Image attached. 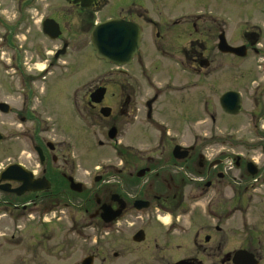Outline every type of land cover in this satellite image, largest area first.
<instances>
[{
  "label": "flooded vegetation",
  "instance_id": "flooded-vegetation-1",
  "mask_svg": "<svg viewBox=\"0 0 264 264\" xmlns=\"http://www.w3.org/2000/svg\"><path fill=\"white\" fill-rule=\"evenodd\" d=\"M56 1L58 7L48 14V6L38 0L17 5L22 18L15 27L6 20L4 11L8 9L0 8V56L4 64L15 66L24 83L30 79L31 67L40 63H45L46 70L40 78L56 69L74 78L87 48L91 58L94 25L118 20L128 25L129 33L138 28L140 45L129 63L107 64L120 74L138 76L143 89L151 92L140 102L132 90L134 94L120 103L118 115L153 124L165 90L177 94L195 87L198 112L213 125V131L197 134L189 144L173 142L167 131H159L154 139L159 155L143 157L134 146L116 139L114 121L109 127L115 129V136L109 139L108 131L107 137L119 161L110 169L126 173L123 183L127 185L147 182L151 189L156 185V190L135 197L124 184H108L99 174L97 182L104 183L99 195L87 191L78 178L76 162L62 154L58 144L39 136L42 125L29 128L35 117L28 100L16 106L14 101L0 98V264H8L14 238L6 233L8 222L39 204L76 209L77 195L85 191L80 198L81 238L93 221L105 235L139 226L132 242L88 243L81 250L86 253L78 260L71 259L70 264H264V161L257 163L264 156V0ZM237 13L244 17L238 26ZM97 14L102 16L95 17ZM46 19L58 25L57 37L48 32L51 28L44 25ZM164 77L165 88L156 87L155 80ZM115 85L124 89L123 84ZM99 86L105 89L102 102L90 103V93ZM111 86L107 81L90 86L87 93L90 110L109 109L103 119L113 115L107 103L109 94L114 95L109 93ZM224 123L231 124L221 131ZM242 130L251 136L249 143L237 136ZM253 140L256 142L251 143ZM98 143L103 146L102 141ZM176 145L182 148L174 152ZM184 152V158L176 157ZM77 182L81 183L80 193L72 187ZM137 201L145 207L138 210ZM121 203L117 218L103 220L108 214L102 215L101 207L113 211ZM71 217L70 236L77 227L74 212ZM48 231L41 228L39 237ZM137 232L140 235L134 240ZM176 234L179 237H174ZM64 248L70 256L75 255L73 241Z\"/></svg>",
  "mask_w": 264,
  "mask_h": 264
},
{
  "label": "rangeland",
  "instance_id": "rangeland-1",
  "mask_svg": "<svg viewBox=\"0 0 264 264\" xmlns=\"http://www.w3.org/2000/svg\"><path fill=\"white\" fill-rule=\"evenodd\" d=\"M20 1L0 0V8L8 9L4 13L10 27L17 26L16 23H19L22 18V15L16 12L17 5L24 4L27 0ZM38 2L48 6L45 14L58 7L56 0H42V2L38 0ZM234 2L235 0L232 1V3ZM222 9L224 10L225 7ZM228 10L230 11L229 8ZM101 16L97 14L95 17L100 18ZM252 18V20L256 19L255 17ZM234 19L238 21L236 26L243 24L244 17L241 13H237ZM88 52L89 48L86 49V54L81 60V66L78 68V74L74 78L65 77L62 70L58 69L51 70L40 78V69L45 65V63H40L29 70L31 74L30 79L27 78V86L22 81L20 73L15 70V66H10L9 62L7 65L4 64L3 58L0 56V98L14 101L13 105L16 106H19V101L28 100L29 111L35 117L30 121L29 128L33 125L36 127L37 123L43 126L44 130L41 131L40 128L39 136L54 144H58L60 152L64 155H69L70 159L76 162L78 178L81 179L87 191L92 189L101 195V188L104 183L102 181L94 182L93 180L95 175L100 174L106 177L105 181L108 180V184H124V189L129 194L135 197H142L146 192H150L152 189L156 190V185H152V189L147 182L127 185L123 183L126 173L119 172L117 169H110V165L116 167L115 165H117L119 160L116 156L117 153L113 149V144H110L107 137L109 125L115 121L118 128L116 139L121 140L122 143L134 146L143 157L148 155L156 157L159 155V151H155L154 148V139L158 136L159 131H167L173 137V142L189 144L197 134L213 131V125L203 120V117L198 112L199 107L196 102L197 89L195 87H190L185 93L179 92L177 94L170 90H165L161 98H159L158 105L161 108L158 109V114L153 124L139 122L138 120L133 121L118 115V107L123 100L125 101L127 95H132L135 91L136 100L141 102L151 92L146 88L143 89L144 82L138 76L118 73L113 65L98 61L94 56L93 50L89 60ZM9 58L11 59V56ZM165 80H167V77L160 79V81L159 79L155 80L157 82L156 87L162 85V89H164L165 83L163 81ZM107 81L109 84L112 83L109 93H114V95L109 94L107 98V103L112 107L113 115L103 119L98 109L90 110L87 105V93L90 86L94 88ZM117 83L123 84L124 89H118L115 85ZM132 90H134L133 93ZM187 93L188 96H186ZM164 110L166 113H164ZM230 124L224 123L221 126V131L224 130L222 127H228ZM237 136L248 143L247 138L251 137L246 130L240 131ZM99 140L102 141L103 146H99ZM255 142L253 140L251 143ZM31 150V145H29L28 152H31ZM259 150L261 152V148ZM263 161L264 156L257 163L261 164ZM139 164L140 166L143 165V163ZM149 179L153 180L154 178L148 177ZM261 190L263 191V188ZM86 194L87 192L85 191L83 195H77L76 209H70L69 206L63 204H53L49 208H47L46 204H39L31 211L18 216V219L14 218L8 222L9 226L7 227L9 229L6 230V233L8 237L10 234L14 235V238H11V253L7 256L8 264H19L21 260L24 261V264H35L31 263V260L39 261L36 264H70L71 259L78 260L86 253V251L81 252V250L86 249L87 247L85 246L88 243L115 244L132 242L131 236L139 224L128 226L118 234L112 231L111 234L105 235L104 229L96 227V223L93 221L92 227L90 226L86 230L87 232L82 230L86 233L84 235L86 240H84V237L78 236L80 225L84 226L81 223L80 198ZM44 208L47 209L43 210ZM44 212H47V214L43 215ZM71 212L76 215L77 227L75 234L70 236L72 232L71 223L73 221ZM46 218H50L51 221L47 222ZM41 228L49 229L43 238L38 235ZM1 232L2 229L0 230ZM174 237L179 236L176 234ZM72 241L76 245V253L73 257L64 248L65 245ZM39 244L43 245V247L37 248ZM32 249L35 251H32ZM3 259L5 260V257ZM15 261L17 262L15 263Z\"/></svg>",
  "mask_w": 264,
  "mask_h": 264
},
{
  "label": "water",
  "instance_id": "water-1",
  "mask_svg": "<svg viewBox=\"0 0 264 264\" xmlns=\"http://www.w3.org/2000/svg\"><path fill=\"white\" fill-rule=\"evenodd\" d=\"M54 23L53 20L47 19L44 22V25L48 27L51 31L53 30V33L50 32L52 37H57L59 35L58 25ZM129 27L128 25L122 24L118 20H110L105 21L102 23H99L94 26L92 31V44L93 48L95 50L96 57L99 59H105L106 61H111L116 64L121 63H129L133 54L135 53L136 49L138 48L140 44V33L138 28H134L130 31H128ZM105 93V89L103 87L96 88L92 93L90 94V100L91 102L99 103L103 99ZM223 104V103H222ZM224 106V104H223ZM225 108V107H224ZM228 110V109H227ZM109 109L108 108H101L100 113L104 116L109 115ZM229 112V111H228ZM237 112V111H234ZM115 129L112 128L109 130V137L113 138L115 136ZM180 150V146H175L174 152ZM186 151V150H184ZM186 155V152L182 153L181 155L176 156L179 159L184 158ZM141 173H138V175H141ZM97 180V178H96ZM75 190L78 192L81 191V185L80 183H76L72 186ZM30 189V187H28ZM35 190V189H34ZM113 197H118L117 195H112ZM99 202V200H97ZM141 201H137L136 204H141ZM103 209V214H108V216L104 217V220L106 222H109L116 218L122 208L123 204L121 203L120 208L117 210H110L104 207H101ZM140 235V232L135 234L134 240H138V237ZM240 253H238L239 255Z\"/></svg>",
  "mask_w": 264,
  "mask_h": 264
}]
</instances>
